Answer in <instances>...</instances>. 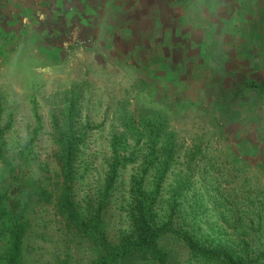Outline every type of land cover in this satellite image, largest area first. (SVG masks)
Wrapping results in <instances>:
<instances>
[{
    "label": "rangeland",
    "instance_id": "rangeland-1",
    "mask_svg": "<svg viewBox=\"0 0 264 264\" xmlns=\"http://www.w3.org/2000/svg\"><path fill=\"white\" fill-rule=\"evenodd\" d=\"M174 1L54 0L52 10L31 1L32 16L48 17L31 25L43 26L45 36L0 50V111L9 125V154L32 164L18 162L6 180L0 164L1 190L18 200L22 180L36 176L53 146L56 104L84 92V110L102 134L117 125L108 109L117 102L156 108L174 130L211 136L210 151L219 158L214 176L224 194L246 188L264 194V0ZM192 100L195 106L187 104ZM215 112L220 122L213 127L203 117ZM100 136L92 149L106 144ZM33 207L26 264H53L65 241L46 212ZM79 250V264H91V251Z\"/></svg>",
    "mask_w": 264,
    "mask_h": 264
},
{
    "label": "trees",
    "instance_id": "trees-1",
    "mask_svg": "<svg viewBox=\"0 0 264 264\" xmlns=\"http://www.w3.org/2000/svg\"><path fill=\"white\" fill-rule=\"evenodd\" d=\"M39 1L51 10L56 4ZM67 98L56 104L53 146L36 176L22 180L16 201L9 188L0 189V264H26L34 205L65 241L53 264H79V247L91 251V264H264V194L221 191L211 136L178 132L163 112L131 100L108 108L117 125L104 135L84 110L85 93ZM205 116L213 127L220 122L216 112ZM8 133L0 111L5 180L18 162L32 164L9 154ZM99 135L108 140L92 149Z\"/></svg>",
    "mask_w": 264,
    "mask_h": 264
},
{
    "label": "crops",
    "instance_id": "crops-1",
    "mask_svg": "<svg viewBox=\"0 0 264 264\" xmlns=\"http://www.w3.org/2000/svg\"><path fill=\"white\" fill-rule=\"evenodd\" d=\"M31 1L34 0H0V50L7 51V45L15 49L22 43L31 45L33 44L32 38L45 36L43 26L37 25L33 29L31 25L32 21H44L48 17L43 12L38 13L36 17L32 16L31 8L29 9V6L33 5ZM18 18L22 20L21 23L26 24L25 31L19 25V21L18 24L15 23ZM8 51H10L9 48Z\"/></svg>",
    "mask_w": 264,
    "mask_h": 264
},
{
    "label": "built area",
    "instance_id": "built-area-1",
    "mask_svg": "<svg viewBox=\"0 0 264 264\" xmlns=\"http://www.w3.org/2000/svg\"><path fill=\"white\" fill-rule=\"evenodd\" d=\"M51 1H54V0H51Z\"/></svg>",
    "mask_w": 264,
    "mask_h": 264
}]
</instances>
